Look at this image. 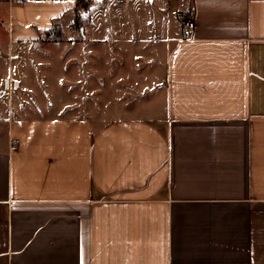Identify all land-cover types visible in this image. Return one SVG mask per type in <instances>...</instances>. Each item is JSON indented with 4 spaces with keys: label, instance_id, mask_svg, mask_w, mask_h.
Returning <instances> with one entry per match:
<instances>
[{
    "label": "crops",
    "instance_id": "obj_1",
    "mask_svg": "<svg viewBox=\"0 0 264 264\" xmlns=\"http://www.w3.org/2000/svg\"><path fill=\"white\" fill-rule=\"evenodd\" d=\"M0 1L10 44L31 45L18 72L64 44L72 95L50 115L3 80L0 264H264V0H169L161 63L165 37L114 12L125 0H92L79 24L75 0ZM148 1L165 31V0ZM101 94L123 115H85Z\"/></svg>",
    "mask_w": 264,
    "mask_h": 264
},
{
    "label": "rangeland",
    "instance_id": "obj_2",
    "mask_svg": "<svg viewBox=\"0 0 264 264\" xmlns=\"http://www.w3.org/2000/svg\"><path fill=\"white\" fill-rule=\"evenodd\" d=\"M169 0H165V31L163 27V23H161L160 17L161 13L160 2H156L155 6L149 5L148 0H125V4L123 6L117 5L114 12L121 13L120 16H129L134 18L136 23L140 26V31L143 38H150L152 36V25L156 26V32L158 37L161 40L165 37V54L159 53L156 57L159 59L161 63L164 61L166 57V47L167 40L169 39L172 33H176L179 31V28L174 26V14L167 11V5ZM5 5V2L0 1V93L1 96L4 95L2 86L3 80L7 78H14L17 76H23L27 81L26 86L32 87L33 93H29V97L32 101H35V96L40 98V104L47 109L49 112L53 111L59 114H50V115H62L66 116L68 114H61L63 111L65 112L67 106L70 105L69 98L72 97L69 93V88L67 89L65 86L66 81V73H65V63H66V52L64 48V44L56 47V51L50 54V51L44 49L42 51L34 53L33 51L26 53L23 56V60H21V56H19V63L23 66V72H18L16 69L17 54H12L14 48L23 47V46H31L30 44L21 45L18 42H13L10 44L7 26H6V13L5 9L2 7ZM155 12H148L150 10ZM71 14V13H70ZM153 17L152 20L154 23H149L148 18ZM82 17H85V14H82ZM67 17H64L63 23L66 25ZM121 25L125 27V19L121 18ZM109 26V23L106 24ZM170 29H167L166 27ZM112 28H110L111 30ZM129 29L135 31V34H139L134 25H130ZM65 34L69 31L65 27ZM155 32V31H154ZM56 34V33H55ZM102 37L106 35L108 39L112 38V34L109 35L108 31L104 28L101 32ZM109 35V36H108ZM143 41V40H138ZM13 47V48H12ZM133 57V56H131ZM130 58V57H129ZM131 62V60H130ZM20 79V77H17ZM106 84V83H105ZM31 85V86H30ZM93 88H91L92 90ZM104 89V88H101ZM104 95L101 94L100 101L91 102L89 104V109L91 114H85L89 117L95 119L99 118L105 121L111 120L114 117H119L123 114H118V111L114 109L113 103L103 102ZM17 98H22V96H16ZM15 97V98H16ZM76 98V95L75 97ZM76 100H74L75 102ZM102 101V102H101ZM73 103V102H72ZM113 104V105H112ZM74 106H80L78 103H74Z\"/></svg>",
    "mask_w": 264,
    "mask_h": 264
},
{
    "label": "trees",
    "instance_id": "obj_3",
    "mask_svg": "<svg viewBox=\"0 0 264 264\" xmlns=\"http://www.w3.org/2000/svg\"><path fill=\"white\" fill-rule=\"evenodd\" d=\"M92 3V0H75V6H74V13H75V18H74V23L75 24H79L80 23V13L84 10H86L89 5ZM57 29V28H56ZM53 31V30H52ZM58 31H60L58 29ZM57 34H54L53 39L54 40H58L60 39V36H58V32H56Z\"/></svg>",
    "mask_w": 264,
    "mask_h": 264
},
{
    "label": "built area",
    "instance_id": "obj_4",
    "mask_svg": "<svg viewBox=\"0 0 264 264\" xmlns=\"http://www.w3.org/2000/svg\"><path fill=\"white\" fill-rule=\"evenodd\" d=\"M179 23L184 31H191L194 27L191 13H182L179 17Z\"/></svg>",
    "mask_w": 264,
    "mask_h": 264
}]
</instances>
